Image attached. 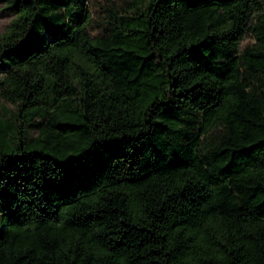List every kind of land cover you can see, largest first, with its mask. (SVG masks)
I'll return each instance as SVG.
<instances>
[{"label":"trees","instance_id":"obj_1","mask_svg":"<svg viewBox=\"0 0 264 264\" xmlns=\"http://www.w3.org/2000/svg\"><path fill=\"white\" fill-rule=\"evenodd\" d=\"M0 4V264H264V0Z\"/></svg>","mask_w":264,"mask_h":264},{"label":"rangeland","instance_id":"obj_2","mask_svg":"<svg viewBox=\"0 0 264 264\" xmlns=\"http://www.w3.org/2000/svg\"><path fill=\"white\" fill-rule=\"evenodd\" d=\"M140 0H81L84 10L85 20L88 21V34L92 37L103 35L108 28L107 22L109 21V12L117 10L120 13L129 11L134 3H139ZM14 13L8 7L0 4V34H2L13 19ZM252 43V39L248 34H245L243 39L239 42V50H242L246 45ZM9 109H14L11 105H6ZM194 117V116H193ZM197 119V117H194ZM189 134H196V124L187 128ZM36 130L29 131L30 137H35ZM38 153L55 158L53 154L48 153V149L43 145H39Z\"/></svg>","mask_w":264,"mask_h":264}]
</instances>
